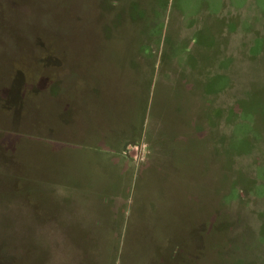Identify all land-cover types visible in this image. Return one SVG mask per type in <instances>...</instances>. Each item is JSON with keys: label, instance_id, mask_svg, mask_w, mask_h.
<instances>
[{"label": "rangeland", "instance_id": "374dc122", "mask_svg": "<svg viewBox=\"0 0 264 264\" xmlns=\"http://www.w3.org/2000/svg\"><path fill=\"white\" fill-rule=\"evenodd\" d=\"M0 264H264V0H0Z\"/></svg>", "mask_w": 264, "mask_h": 264}]
</instances>
